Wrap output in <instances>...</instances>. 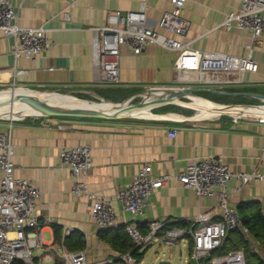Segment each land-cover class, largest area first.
I'll use <instances>...</instances> for the list:
<instances>
[{
	"label": "crops",
	"instance_id": "1",
	"mask_svg": "<svg viewBox=\"0 0 264 264\" xmlns=\"http://www.w3.org/2000/svg\"><path fill=\"white\" fill-rule=\"evenodd\" d=\"M11 1L17 8L18 25L47 29L54 46L35 60H14L13 39L0 33V90L22 88L38 95L69 90L79 92L85 100H104L112 105H130L146 91L180 88L197 90V96L235 107L254 105L264 97V36L251 45L249 54L247 47L251 41L247 32L216 29L228 13L239 8L241 0H186L181 16L189 27L183 41L200 52L250 56L258 66L256 72L208 74L202 78L188 72L179 76L173 67V53L150 45L143 53L134 55L127 46H122L116 85L101 83L92 66L91 30L103 26L107 13L136 11L144 3L149 25L155 32L167 35L157 22L170 9L169 0ZM237 108L264 114V107ZM157 109H154L156 115L160 116L188 118L203 113L175 105L160 112ZM221 117L193 123L155 119H0V131L10 128L12 133L14 176L28 180L41 193L34 210L42 241V247L32 254L35 264H61L58 257L61 246L69 252L84 251L87 264H120L115 260L117 255L131 249L123 224L135 219L114 202L119 225L99 230L90 217V203L70 192L69 171L60 165L61 148L78 145L91 148L92 168L80 180L90 192L105 197H112L128 186L145 165L151 167L155 177L175 176L188 162L210 156L222 160L233 172H256L264 176V124L256 119L238 118L234 122ZM58 124H65V128L58 129ZM174 130L177 134L170 136ZM228 192L232 204L240 209L241 218L257 209L264 218V180L246 185L231 180ZM216 205L215 199L198 198L192 190L172 180L155 191L139 220L165 222V229L159 233L164 236L172 228L194 230V217L207 212L214 215ZM64 227L72 228L73 232L61 240ZM156 244L175 243L161 239ZM46 252L49 259L43 260Z\"/></svg>",
	"mask_w": 264,
	"mask_h": 264
},
{
	"label": "built area",
	"instance_id": "2",
	"mask_svg": "<svg viewBox=\"0 0 264 264\" xmlns=\"http://www.w3.org/2000/svg\"><path fill=\"white\" fill-rule=\"evenodd\" d=\"M186 0H169L170 9L163 13L157 25L167 35L155 32L148 23L146 7L140 4L136 11L115 10L107 13L103 26L93 28L91 40V62L98 72L100 82L116 85L119 82L120 48L127 46L134 55L143 53L148 46L156 45L175 55L173 67L179 76L192 72L198 78L204 75L243 74L256 72L257 64L250 56L240 57L222 52H200L191 49L183 41L189 27L181 16ZM17 8L11 0H0V33L13 39L11 54L14 60L20 58L35 60L54 46L47 29L21 27L17 23ZM216 29L247 32L251 41L247 47L257 44L264 36V0H241L238 9L227 14ZM151 89V88H150ZM264 124V118L255 117ZM234 122L238 118H233ZM63 130L65 124H58ZM177 131H171L175 136ZM14 145L12 133L0 131V264H35L32 254L42 247L38 219L34 214L41 193L28 180L14 176ZM60 165L69 171L71 194L84 197L90 203V217L99 230L117 227L119 218L113 203L135 219L123 224L124 232L135 249L143 251L155 241L178 243L187 236L191 238L194 264H246L242 250L216 254L222 247L229 231L239 229L247 235L241 224L237 207L231 202L228 183L231 180L242 185L262 182L264 176L256 172H233L222 160L213 156L188 162L175 176L168 174L153 176L149 165L143 166L133 176L128 186L120 188L112 197L90 192L80 178L92 168L91 148L87 145L61 148ZM175 181L190 189L198 198H211L217 202L213 212L199 214L192 220L194 230L164 229L165 222L139 220L150 203L155 191ZM216 216V218L214 217ZM145 225V230L140 226ZM198 226L197 228H195ZM72 228L64 227L61 240ZM61 264H87L84 251L69 252L63 246L58 256ZM47 252L43 260H48ZM120 264H136L130 252L117 255Z\"/></svg>",
	"mask_w": 264,
	"mask_h": 264
},
{
	"label": "water",
	"instance_id": "3",
	"mask_svg": "<svg viewBox=\"0 0 264 264\" xmlns=\"http://www.w3.org/2000/svg\"><path fill=\"white\" fill-rule=\"evenodd\" d=\"M19 90H25V89L9 88L6 90H1L0 93L9 92L14 95H25V94L19 93L20 92ZM26 91L30 92L28 94L30 99L26 101L25 103H23L21 106H19L20 107V108L18 107L19 109L2 108L0 112V118L19 120V119H25L29 117H41V118L57 117V118H96V119H104V120H129V119L137 120V119H146L144 116L147 114L155 115L152 113V110L156 108H160V107L169 106V105H175V106L192 108V109L198 110V107L191 105L193 102L188 103L184 101V100L192 101L191 97H197V95L195 94L197 90H193L190 88H180L178 90H174V89L166 90L165 89L159 92L161 93L160 95H157L149 100H145L146 96L142 95L140 97L141 98L140 102L130 108H127V105H119V108L106 111V112H97V111H92V110L68 107L63 104L53 103L49 100L38 98L37 94L29 90H26ZM62 97H65V96H62ZM255 97L259 98L257 96ZM197 98L203 99L209 102L210 104H212L213 106L219 107V109L217 110L222 111V113L217 117L227 116L229 111H239V110H229V109H236L237 107L235 106L219 104L216 102L206 100L201 97H197ZM7 100H10V98ZM259 100L264 102V97L259 98ZM263 107L264 106H252L251 108H263ZM159 120L166 121V122L179 121V122L193 123V122L205 121L208 119L203 118L200 120H195L193 119V117H188V118H184L180 120H173L170 118H161ZM159 264H169V263L166 261H162Z\"/></svg>",
	"mask_w": 264,
	"mask_h": 264
},
{
	"label": "bare ground",
	"instance_id": "4",
	"mask_svg": "<svg viewBox=\"0 0 264 264\" xmlns=\"http://www.w3.org/2000/svg\"><path fill=\"white\" fill-rule=\"evenodd\" d=\"M19 93L25 94V95H14L11 94L9 92H1L0 93V112L2 110V108H11V109H19L23 103L26 102V100H29L30 97L28 96V94L30 92L25 91V90H19ZM160 91H148L147 94H145L146 98L145 100H149L157 95H160L161 93H159ZM2 95V96H1ZM38 98L44 99V100H49V101H56L58 103H64L66 104V106L68 107H74V108H80V109H85V110H92V111H97V112H106V111H110V110H114L119 108V105H111V104H96V103H87V102H83V101H79L75 98L72 97H63V99H57L56 97L61 98L62 96H58V95H54V94H50V95H46V96H37ZM10 100H7L9 99ZM192 98V106L198 107V110L203 112L202 114L198 115V116H192L193 119L195 120H200L203 118H207V119H212L214 117L219 116L222 111H218L217 109H219V107L217 106H213L212 104H210L209 102L197 98V97H191ZM6 100V101H4ZM8 101V102H7ZM19 107V108H18ZM194 108V107H193ZM229 110H239V111H229L228 115L232 116L233 118H255V117H260V118H264V114L260 113V112H256V111H251V110H245V109H229ZM242 110V111H241ZM224 112V111H223ZM160 115H145L144 117L146 119H155V120H159L161 118H170L173 120H180V119H184L185 117L180 116V115H163L161 117H159Z\"/></svg>",
	"mask_w": 264,
	"mask_h": 264
},
{
	"label": "rangeland",
	"instance_id": "5",
	"mask_svg": "<svg viewBox=\"0 0 264 264\" xmlns=\"http://www.w3.org/2000/svg\"><path fill=\"white\" fill-rule=\"evenodd\" d=\"M11 88V87H10ZM9 88H5V89H1V90H6ZM0 90V91H1ZM49 94H37L38 96H46V95H52V94H56L58 96H65V97H72L75 98L79 101H83V102H87V103H96V104H102L105 103L107 104L108 102L104 101V100H85V98H82L79 92L76 91H69V90H61L60 92L57 91H52V93L47 92ZM146 92L141 93L142 95H145ZM197 97H201V96H197ZM57 99H63V97L59 98L56 97ZM202 98V97H201ZM98 99V98H97ZM141 100V98H136L135 100H133L130 105L127 104V108H130L134 105H136L137 103H139ZM28 101V100H26ZM53 103H58L56 101H51ZM192 103V102H191ZM58 104H63L66 105L64 103H58ZM110 104V103H108ZM112 105V104H111ZM117 105V104H114ZM119 105V104H118ZM252 106H264V102H260V101H256V103L254 105H247V104H242V106H237V107H242V108H247V107H252ZM166 107V106H165ZM157 109V108H156ZM164 109V107H160L159 110ZM158 110V109H157ZM158 110V112H160ZM154 112V113H153ZM152 113L156 115V110H154ZM202 114V113H201ZM222 119H228L231 121L234 120L232 116L228 117V116H222ZM0 119H5V118H0ZM244 119V118H243ZM246 119V118H245ZM250 119H256V118H250ZM190 242L189 238L186 239H182L180 242L172 244V245H165V244H156L157 242H153L151 244V246H149L145 252V254L143 255L141 260H137V264H159L162 261H166L169 264H194V258H193V250L192 248L189 250L188 248V243ZM249 249V253L250 254H254L255 252L248 247ZM248 263L249 264H256L257 260L254 257V255H248Z\"/></svg>",
	"mask_w": 264,
	"mask_h": 264
},
{
	"label": "trees",
	"instance_id": "6",
	"mask_svg": "<svg viewBox=\"0 0 264 264\" xmlns=\"http://www.w3.org/2000/svg\"><path fill=\"white\" fill-rule=\"evenodd\" d=\"M240 219H241V224L248 230L247 235L243 234L239 229L229 231L222 247L216 252V254H223L232 250H242L245 255L246 264H249L248 255H254V257L257 260L256 264H264V218L262 217L260 211L257 209L248 216L243 215L242 218L240 217ZM143 226L145 225L140 226V229L144 228ZM71 234L72 232L70 233V235ZM130 244H131L130 251H126L121 254L130 252L137 264V260L142 259L144 250H146L147 248L144 249L143 251H139V249H135L133 247L131 242ZM248 247H250L255 253L250 254ZM188 248L189 250L192 248L191 242H189Z\"/></svg>",
	"mask_w": 264,
	"mask_h": 264
}]
</instances>
